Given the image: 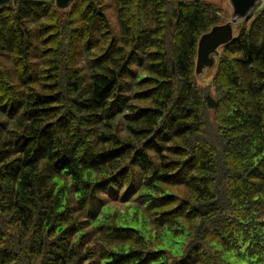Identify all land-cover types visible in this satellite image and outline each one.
I'll return each mask as SVG.
<instances>
[{"label": "trees", "instance_id": "16d2710c", "mask_svg": "<svg viewBox=\"0 0 264 264\" xmlns=\"http://www.w3.org/2000/svg\"><path fill=\"white\" fill-rule=\"evenodd\" d=\"M225 21L208 0L0 8V264H264V5L200 85Z\"/></svg>", "mask_w": 264, "mask_h": 264}, {"label": "water", "instance_id": "95a60500", "mask_svg": "<svg viewBox=\"0 0 264 264\" xmlns=\"http://www.w3.org/2000/svg\"><path fill=\"white\" fill-rule=\"evenodd\" d=\"M73 0H54L58 9L67 8ZM259 0H229L231 5V18L225 23L212 26L204 32L197 41L195 73H201L205 68H210L215 63L218 48L229 43L234 36L233 24L245 19L256 7ZM12 0H0V8L11 5Z\"/></svg>", "mask_w": 264, "mask_h": 264}, {"label": "rangeland", "instance_id": "374dc122", "mask_svg": "<svg viewBox=\"0 0 264 264\" xmlns=\"http://www.w3.org/2000/svg\"><path fill=\"white\" fill-rule=\"evenodd\" d=\"M212 3L217 4L218 6H220V8L222 9V13L224 14V17L226 19V21L230 20L231 18V5L229 3V0H208ZM257 5L259 6H263L264 5V0H259V2L257 3ZM108 18L112 24L113 27L116 28V21H115V17H114V11L110 9L106 10ZM242 20V19H241ZM245 20V19H244ZM225 21V22H226ZM235 25H233L234 28V35H236V30H235ZM219 55V53H218ZM82 55H79L77 59L82 58ZM218 56L215 57V63L212 67L210 68H205L201 73L196 74V81L198 84L205 86L206 84H209L211 82V79L215 73V64H216V58ZM211 90H213V87L211 86ZM242 251V249H240V251H236V250H231L226 252V257L229 260L230 264H260V263H254L250 260V258H247L246 256L243 257L241 254H239Z\"/></svg>", "mask_w": 264, "mask_h": 264}]
</instances>
